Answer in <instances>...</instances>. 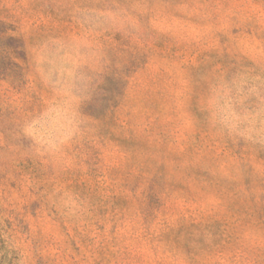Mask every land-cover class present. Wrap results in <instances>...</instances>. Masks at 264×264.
I'll list each match as a JSON object with an SVG mask.
<instances>
[{
    "label": "rangeland",
    "instance_id": "374dc122",
    "mask_svg": "<svg viewBox=\"0 0 264 264\" xmlns=\"http://www.w3.org/2000/svg\"><path fill=\"white\" fill-rule=\"evenodd\" d=\"M0 264H264V0H0Z\"/></svg>",
    "mask_w": 264,
    "mask_h": 264
}]
</instances>
